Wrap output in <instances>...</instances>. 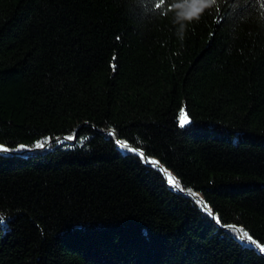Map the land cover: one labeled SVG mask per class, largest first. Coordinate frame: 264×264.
<instances>
[{"label":"trees","instance_id":"1","mask_svg":"<svg viewBox=\"0 0 264 264\" xmlns=\"http://www.w3.org/2000/svg\"><path fill=\"white\" fill-rule=\"evenodd\" d=\"M174 3L0 0V264H264V0Z\"/></svg>","mask_w":264,"mask_h":264},{"label":"clouds","instance_id":"2","mask_svg":"<svg viewBox=\"0 0 264 264\" xmlns=\"http://www.w3.org/2000/svg\"><path fill=\"white\" fill-rule=\"evenodd\" d=\"M215 3L216 0H175L172 10L175 12V22L180 25L181 34L187 23L198 20Z\"/></svg>","mask_w":264,"mask_h":264},{"label":"water","instance_id":"3","mask_svg":"<svg viewBox=\"0 0 264 264\" xmlns=\"http://www.w3.org/2000/svg\"><path fill=\"white\" fill-rule=\"evenodd\" d=\"M58 140H60V139H58ZM67 142H71V143H74L75 142V140H68V139H65ZM0 153H3V154H14V153H11V152H9L6 148H4V147H0ZM146 158V161H147V163L150 165V166H153V167H157V168H159V169H161L163 172H165V167L160 163V162H158V161H156V162H150L148 159H147V157H145ZM168 183H169V185L171 186V188H173V189H178V187L175 185V184H171L169 181H168ZM200 200L202 201L203 200V196L202 197H200ZM205 206V205H204ZM206 207V206H205ZM241 237H242V235H241ZM253 244V246H255L260 252H262L261 251V248L258 246V245H256L255 243H252Z\"/></svg>","mask_w":264,"mask_h":264},{"label":"snow or ice","instance_id":"4","mask_svg":"<svg viewBox=\"0 0 264 264\" xmlns=\"http://www.w3.org/2000/svg\"><path fill=\"white\" fill-rule=\"evenodd\" d=\"M190 121H188V120H183L182 122H181V124H182V126L184 125V124H186V123H189ZM69 139H72V137H69ZM38 146H42V145H38ZM170 179V178H169ZM242 238H248V233L247 232H243L242 233ZM250 239V238H249ZM249 246H252V245H249ZM261 251H264V249H261Z\"/></svg>","mask_w":264,"mask_h":264},{"label":"rangeland","instance_id":"5","mask_svg":"<svg viewBox=\"0 0 264 264\" xmlns=\"http://www.w3.org/2000/svg\"><path fill=\"white\" fill-rule=\"evenodd\" d=\"M183 120H188V121H190V119L188 118V116L186 115V113L181 114V116H180V124H181V122H182ZM189 124H190V122L184 124L183 126H182V124H181V126H182V127H187Z\"/></svg>","mask_w":264,"mask_h":264},{"label":"bare ground","instance_id":"6","mask_svg":"<svg viewBox=\"0 0 264 264\" xmlns=\"http://www.w3.org/2000/svg\"><path fill=\"white\" fill-rule=\"evenodd\" d=\"M170 179H169V182L171 183V184H173V181H172V179H171V177H169Z\"/></svg>","mask_w":264,"mask_h":264}]
</instances>
